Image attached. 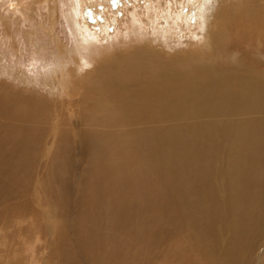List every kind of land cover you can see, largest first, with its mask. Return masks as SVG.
<instances>
[{
  "label": "rangeland",
  "instance_id": "rangeland-1",
  "mask_svg": "<svg viewBox=\"0 0 264 264\" xmlns=\"http://www.w3.org/2000/svg\"><path fill=\"white\" fill-rule=\"evenodd\" d=\"M180 1L181 4H178V0L158 1L164 2L162 6L166 5V23L176 24L171 26L173 28H188L177 30L180 37L160 42L164 50L163 58L169 61L198 51V43L205 39L202 36L204 33L211 27L213 32L224 26L227 16L225 11L232 9V12H237L238 7L243 6L247 0H194L197 7L193 8L190 0ZM252 1L264 6V0ZM12 2L21 9H12L3 0L0 2V88L2 91L12 88L6 95L12 99L6 100V103L15 104L21 92L23 98L33 96L45 100L49 108L46 112V126H49L53 107L63 116L56 135H50L51 131L46 127L45 136L41 140L35 144V141L29 142L28 151L18 153L27 159L20 167L10 169L0 162V179L6 186L11 187L7 182L20 176L25 179L21 195L0 193V264H264V258L260 259L264 251V235L255 238L254 226L246 234L250 238L239 235V224L230 235L223 234L215 238L212 232L207 231L203 221L204 212L212 215L215 220L220 218L217 221L220 230L223 229V221L227 219L221 218L222 214L219 216L218 202L222 196L218 193L206 197L204 189H201L187 200L179 198L178 194L167 195L170 178L161 176L160 171L149 169L147 156L144 158L129 154L121 159V155L116 152L113 154L110 150L111 158L105 163L97 158L95 149L87 153L81 151L82 129L92 132L104 130V125L100 123V120L105 119L104 111H96V116L100 114L96 120L82 123L83 116H87L93 108L91 89L101 60L120 49L122 52L124 44L129 40L135 43L133 56L129 58L137 63L146 58L141 32L133 31V39L120 38L135 27L134 14L140 16L142 22H148L145 17L150 0H108L107 4L103 0ZM91 4L96 7L94 10L89 9L96 29L93 26L90 29H94L97 35L118 37V41L107 44L110 39L104 38V44H101L97 53L92 51L90 39L83 34L85 25H90L85 6ZM222 6L226 9L216 15ZM54 14L56 21L51 19ZM171 15L174 18L169 19ZM213 23L215 26L207 29ZM241 34L239 30L233 34V40H236L233 44L237 45L234 48L238 47L240 51L237 59H240L239 62H257L255 47L251 46L256 45V41H248ZM259 51H264V47ZM110 68L116 70L115 66L110 65ZM11 76H28L30 79L24 82ZM62 104L68 105L66 111H61ZM72 108L76 112L78 108L81 116L78 124L77 117L70 118ZM33 114L35 117L39 115L38 112ZM27 125L23 123L22 127L26 128ZM64 131L70 134L77 131V136L67 141L63 136ZM15 132H19L18 129ZM47 144H53L51 152H47ZM2 145L1 155L3 151L8 152L14 147L10 142ZM68 150L70 154H67ZM228 211L232 217L245 212L238 204L231 205ZM49 221L50 227H53V236L47 232ZM122 225L125 226L122 228ZM256 225L264 226V216L257 218ZM213 242L216 245H212Z\"/></svg>",
  "mask_w": 264,
  "mask_h": 264
},
{
  "label": "bare ground",
  "instance_id": "bare-ground-1",
  "mask_svg": "<svg viewBox=\"0 0 264 264\" xmlns=\"http://www.w3.org/2000/svg\"><path fill=\"white\" fill-rule=\"evenodd\" d=\"M5 1L12 9L19 7L18 4L15 5L12 2L13 0ZM158 1L150 0V5L148 4L147 17H145L148 22H142L141 17L134 14L135 27L120 38L133 39V31L141 32L146 58L140 60L139 63L129 58L133 56L132 52L135 49V43L129 40L124 44L122 52L120 49L100 59L101 64L97 69L93 89H91L93 108L87 116H83L82 123L84 121L87 124L90 120H96L100 117V114L96 116V111L98 113L104 111L105 119L100 120V123L104 125V130L92 132L82 129L81 151L87 153L93 148L97 158L105 163L111 158L110 150L113 154L116 152L121 155L119 156L121 159H125L129 154L144 158L147 156L149 169L160 171L161 176L170 178L167 195L178 194L179 198L187 200L198 194L201 189H204L206 197L218 193L222 196L221 201L218 202L219 216L222 214L221 218H227L223 221V229L220 230L217 222L219 217L215 220L206 212L203 216L207 231L212 232L211 235L215 238L218 235H230L238 224L237 232L246 238H250L246 234L250 232L249 228L252 226L255 227V238L261 234L264 235V226L256 225L257 218L264 216V63L260 64L264 61V51H259L264 47V6L261 7L258 3L247 0L243 6L238 7L237 12L235 10L232 12V9L225 11L227 16L224 19V26L212 32L211 26L215 22L209 25L207 29L211 27L210 30L202 35L205 39L198 43V51L186 52L187 56H175L176 59L169 61L163 58L164 50L162 51L160 42L171 38L174 40L180 37L177 30L184 31L188 28L178 26L176 29L171 27L176 24L166 23V5L162 6L164 2L158 3ZM193 1L190 0L193 3L192 8L197 7V3ZM103 2L107 4L108 0H103ZM181 3L178 0V4ZM117 6L119 7L118 3ZM94 7V4L85 6L90 25H85L83 34L90 39L93 46L92 51L97 53L101 44H104L102 42L104 38L110 39L105 43L107 44L118 41V37H110L109 34L97 35L94 29H90L92 26L96 29L94 19L89 13V9ZM168 7L171 9V6ZM225 9L222 6L216 15ZM171 18L174 17L171 15L169 19ZM51 19L56 21V14L52 15ZM106 20L105 18L104 21ZM82 23L85 24V22ZM142 25L147 27L143 28ZM235 30L242 32L243 38L245 36L248 41H256V45L251 43L253 44L251 46L255 47L254 54L258 59L257 62L253 60L239 62L240 59L237 57L240 51L238 47L235 49L237 45L233 44L236 41L233 40ZM195 54L199 55L193 56ZM213 58L219 60L213 61ZM110 65L115 66L116 70L113 71ZM207 66L210 67L206 68ZM11 77L24 82L30 79L28 76ZM11 90L10 87L4 91L0 88V147L8 142L13 143L14 147L8 152L3 151V155L0 154V162L13 169L27 161L18 153L22 150L28 151L29 142L35 141V144L41 140V137L45 136L46 127H49L50 135H56L63 114L53 107L49 126H46V112L49 108L45 100H39L33 96L23 98L24 95L20 92L15 104H7L6 100L11 101L12 99L6 96ZM83 103L85 104V101ZM35 104H40V106ZM61 106H63L61 111L67 110V104ZM34 112L39 113L38 117H35ZM70 112V118L77 117L78 124L81 117H79L78 108L77 112L74 108ZM23 123L29 126L23 128ZM15 129L19 132H15ZM63 136L70 141L71 137L77 136V131L72 134L64 131ZM52 145L47 144V152H51ZM70 152L68 150L67 154ZM68 165L70 166L69 163ZM8 177L5 179L6 182ZM24 180V177L20 176L16 180L7 182L11 186L8 187L0 179V193L8 192L12 196L21 195ZM233 204L240 205L245 212L232 217L228 210ZM110 213L113 214L111 211ZM17 216L21 215L17 214ZM206 222L210 223L206 224ZM48 226L47 232L53 236L51 221L48 222ZM124 226L122 225V228ZM255 238L251 239L255 242L257 241ZM212 245L216 243L213 242ZM211 252L214 254L212 249ZM263 258L264 251L260 256L261 260Z\"/></svg>",
  "mask_w": 264,
  "mask_h": 264
}]
</instances>
